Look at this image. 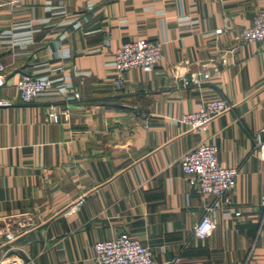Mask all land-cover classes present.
<instances>
[{"label":"crops","instance_id":"obj_1","mask_svg":"<svg viewBox=\"0 0 264 264\" xmlns=\"http://www.w3.org/2000/svg\"><path fill=\"white\" fill-rule=\"evenodd\" d=\"M259 10L264 0H0V97L15 101L0 106V259L98 264L93 243L126 232L156 264H264V160L252 140H264V45L239 36ZM135 38L158 42L159 60L124 70L117 88L113 51ZM23 72L51 89L19 103ZM202 73L181 87L179 75ZM220 95L233 108L207 131L178 121ZM50 102L68 118L45 122ZM201 140L238 171L198 239L191 228L212 196L186 183L179 159Z\"/></svg>","mask_w":264,"mask_h":264},{"label":"built area","instance_id":"obj_2","mask_svg":"<svg viewBox=\"0 0 264 264\" xmlns=\"http://www.w3.org/2000/svg\"><path fill=\"white\" fill-rule=\"evenodd\" d=\"M239 36L244 41H259L264 45V10H259L253 15L250 25L242 28ZM233 49L235 47H232L231 50ZM159 57L160 46L156 41L135 38L120 42L115 47L112 58V67L116 73L113 82L115 87L122 86L123 80L120 74L124 70L138 67L143 71H148L158 62ZM225 61V58L222 57L221 62L225 63ZM184 62V60L180 61V63ZM3 70L4 65L0 62V86L3 83ZM207 77L208 73L178 76L181 87H199L202 79ZM51 85L52 81L47 76L20 73L15 81L17 101L21 104L28 103L36 95L48 92ZM77 96V91L73 88L70 98ZM13 104H15L14 100L0 97V106ZM232 108V103L225 96L220 95L200 102L193 110L181 113L178 121L187 130L205 132L210 120L223 112L232 110ZM68 116L69 110L66 107H62L57 102H50L45 108L43 119L45 122L56 123L60 121V117L67 119ZM252 140L255 154L264 160V140H260L258 136L253 137ZM179 166L189 186L196 187L199 191L212 196L211 202L204 207L203 213L191 228L194 237L203 239L215 227L209 213L216 208L230 204V191L238 170L236 166L221 164L216 158L215 146L206 140L199 141L194 147L183 153L179 159ZM79 202L80 199L71 205L67 212L74 211ZM233 213L237 215L239 211ZM4 237L10 240L13 235L6 232ZM92 250L93 261L98 264H156L149 248L126 232L95 241ZM178 261L179 257L176 256L171 260V264H176ZM0 264H24V260L20 256L8 255L0 259Z\"/></svg>","mask_w":264,"mask_h":264}]
</instances>
